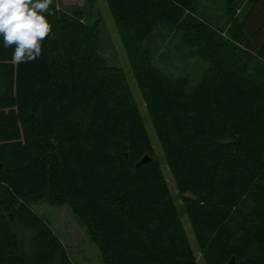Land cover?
<instances>
[{"label": "trees", "instance_id": "trees-1", "mask_svg": "<svg viewBox=\"0 0 264 264\" xmlns=\"http://www.w3.org/2000/svg\"><path fill=\"white\" fill-rule=\"evenodd\" d=\"M86 1L54 0V35L33 62L13 63L0 38V264H75L30 208L43 198L82 220L101 264H199L129 78L104 55L114 46ZM105 1L204 263L264 264V0H223L224 15L208 0ZM169 40L179 63L199 60L197 81L170 54V74L156 60Z\"/></svg>", "mask_w": 264, "mask_h": 264}, {"label": "rangeland", "instance_id": "rangeland-1", "mask_svg": "<svg viewBox=\"0 0 264 264\" xmlns=\"http://www.w3.org/2000/svg\"><path fill=\"white\" fill-rule=\"evenodd\" d=\"M57 1L59 2L58 5L69 8L75 6H81L84 3H87L86 0H57ZM95 2L96 4L94 9L92 11L91 9H89V11L93 16L90 19V22H93L96 19V17L94 16L96 15V13L101 14V17L103 18L104 21V26L106 27L108 34L110 35L112 44L114 46L112 50H114L115 52L112 53L109 51H105L104 55H106V57H108L109 59H116L117 63L120 66H122V68L125 70L129 78L131 89L139 105V109L142 114L143 121L147 129L148 135L150 137V140L154 146L156 156L160 159L161 168L163 172L162 174L164 176L166 183L170 188L172 195L176 199V204L181 213L182 221L186 228V232L190 239L191 245L194 249L196 259L198 260L199 264H205L203 260L202 252L197 244L191 223L187 218V216L185 215V213L183 212L182 201L178 197V188L175 179L173 177L169 165L165 160L162 145L157 137L156 130L154 128L153 121L148 113V109L144 102L141 89L133 74L131 62L128 58V53L126 50L127 48L124 45V42L121 38V37L124 38V36L121 34L118 26L115 24L106 1L95 0ZM208 2L212 7V11H211L212 13H216L218 15H224V10L221 8V6L223 5V0H208ZM215 24L222 27L223 21L216 22ZM164 35L165 33L163 34V36ZM173 44L174 41L171 40H169L166 44L161 43L160 44L161 50L159 54L162 53V55L159 56L158 54V56L156 57V60L162 63V67L168 74H170L168 69V64L170 61L168 62L165 59L166 55L168 54L171 55V61H177L175 65H182L181 63H179V61H182L184 59V55L182 54L177 55L175 58L173 57L175 53V47L173 46ZM105 46L106 45L103 44L104 49ZM172 58L174 59L172 60ZM204 62L206 63V61ZM182 66L186 69L187 66L190 68V79L192 81L193 80L197 81L200 78L202 69L200 67L199 60L198 62H195L194 59L191 58V60L188 61V65L185 64ZM172 72H174V74L176 75L177 74L176 72L178 73L181 72V69L178 71L176 69H173ZM30 208L36 214L48 220L49 222L48 224H50L52 229L65 244V246L67 247L70 253V257L72 258L75 264H101L100 251L97 245L91 239L85 224L82 222L80 218H78L72 212L71 208L67 204H57L48 198H43L38 202L31 203Z\"/></svg>", "mask_w": 264, "mask_h": 264}, {"label": "clouds", "instance_id": "clouds-1", "mask_svg": "<svg viewBox=\"0 0 264 264\" xmlns=\"http://www.w3.org/2000/svg\"><path fill=\"white\" fill-rule=\"evenodd\" d=\"M54 0H0V38L5 49H14L15 64L30 63L43 54V43L53 36L47 16L54 15ZM57 9L59 5L56 6Z\"/></svg>", "mask_w": 264, "mask_h": 264}, {"label": "water", "instance_id": "water-1", "mask_svg": "<svg viewBox=\"0 0 264 264\" xmlns=\"http://www.w3.org/2000/svg\"><path fill=\"white\" fill-rule=\"evenodd\" d=\"M150 160L149 156L148 155H145L140 161L139 163L136 165V166H140L142 164H145L147 163L148 161ZM233 263V262H232Z\"/></svg>", "mask_w": 264, "mask_h": 264}]
</instances>
